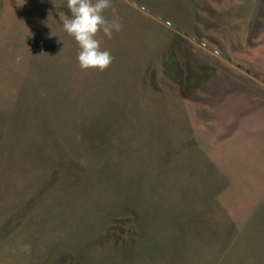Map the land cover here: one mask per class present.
<instances>
[{"label": "rangeland", "instance_id": "374dc122", "mask_svg": "<svg viewBox=\"0 0 264 264\" xmlns=\"http://www.w3.org/2000/svg\"><path fill=\"white\" fill-rule=\"evenodd\" d=\"M112 6L0 0V264H264V0Z\"/></svg>", "mask_w": 264, "mask_h": 264}, {"label": "clouds", "instance_id": "9594fccd", "mask_svg": "<svg viewBox=\"0 0 264 264\" xmlns=\"http://www.w3.org/2000/svg\"><path fill=\"white\" fill-rule=\"evenodd\" d=\"M68 14L58 12L64 31L73 37L78 45L77 62L82 69H106L114 57L110 51L101 48L97 33L111 39L114 32L122 28L120 17L112 6V0H66ZM106 9H111L113 18L107 19Z\"/></svg>", "mask_w": 264, "mask_h": 264}]
</instances>
